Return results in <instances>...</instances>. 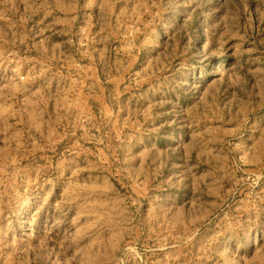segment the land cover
<instances>
[{"label":"rangeland","instance_id":"obj_1","mask_svg":"<svg viewBox=\"0 0 264 264\" xmlns=\"http://www.w3.org/2000/svg\"><path fill=\"white\" fill-rule=\"evenodd\" d=\"M0 264H264V0H0Z\"/></svg>","mask_w":264,"mask_h":264},{"label":"crops","instance_id":"obj_2","mask_svg":"<svg viewBox=\"0 0 264 264\" xmlns=\"http://www.w3.org/2000/svg\"><path fill=\"white\" fill-rule=\"evenodd\" d=\"M57 36L58 35L54 36V38ZM39 39H40L39 40L40 45L42 47H45V48H47L52 41L51 37H47L46 34H43V33L39 35ZM28 44H30V40H28ZM27 46H29V45H27V44L23 45V47H27ZM54 54H55V52H54ZM23 56L26 57V54H23Z\"/></svg>","mask_w":264,"mask_h":264}]
</instances>
